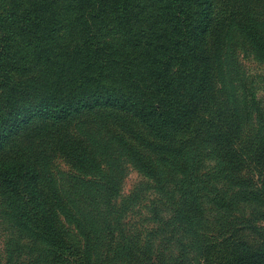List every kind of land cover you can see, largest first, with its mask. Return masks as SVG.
I'll return each mask as SVG.
<instances>
[{
    "label": "trees",
    "instance_id": "16d2710c",
    "mask_svg": "<svg viewBox=\"0 0 264 264\" xmlns=\"http://www.w3.org/2000/svg\"><path fill=\"white\" fill-rule=\"evenodd\" d=\"M222 2L0 0V71L20 72L29 81L19 85L35 86L34 103L24 86L7 92L15 109L0 113V150L35 120L56 126L99 109L133 117L169 145L167 170L157 175L131 152L161 196L152 241L140 246L119 224L116 235L109 203L91 200L81 211L65 207L84 239L82 256L60 228L35 162L0 159V194L12 216L0 215L43 248L41 264H197L229 245L232 257L223 264H264V115L236 61L249 54L264 67V17L232 0L220 20ZM224 23L236 28L237 43L232 33L211 39L214 25L218 31ZM204 150L212 157L198 174ZM256 230L255 238L246 233Z\"/></svg>",
    "mask_w": 264,
    "mask_h": 264
},
{
    "label": "rangeland",
    "instance_id": "374dc122",
    "mask_svg": "<svg viewBox=\"0 0 264 264\" xmlns=\"http://www.w3.org/2000/svg\"><path fill=\"white\" fill-rule=\"evenodd\" d=\"M225 1L227 4L222 2L220 6V20L226 7L232 5V0ZM236 2L239 7L248 2L251 4V16L258 8L257 13L264 17V3L258 0ZM227 18L232 19L230 15ZM214 27L211 35L213 41L219 38L222 40L223 36L232 33V38L237 43L239 35L235 27L228 30L225 23L220 25L218 31L215 25ZM225 43L230 46L231 51L235 48L230 42ZM236 61L255 98L254 109L264 115L263 65L249 54H238ZM4 69L5 73L0 71V84L7 80V85L0 86V113L14 111L15 107L7 102V92L16 84L19 88L24 86L27 90L26 100L34 103L31 99L35 86L29 87L27 83L19 85L20 81H29V77L20 78V72L16 75L8 67ZM32 110L30 107L29 113ZM183 137L182 134L177 135L176 139L181 140ZM150 144L161 145L165 152H154ZM168 146L167 143H159L152 138L146 127L133 117L119 111L99 109L79 114L56 126L46 119L33 121L17 134L7 137L4 148L0 150V159L20 158L35 162L41 172L43 192L56 214L60 228L67 239L75 244L76 253L82 256L84 239L67 218L65 207L72 212L81 211L91 200H105L109 203L110 210L113 211L110 221L115 224L116 235L121 233L117 226L119 224L129 236L136 237L140 246L152 241L158 227L153 220V209L158 206L161 196L155 190V182L144 177L130 161L131 152L138 153L157 175L158 172L167 170ZM199 154L198 174L203 172L202 166L208 165L212 157L208 150ZM2 212L11 214L0 194V214ZM4 217L0 215V264H41L36 253L43 248L35 246L33 240L21 238L17 229L11 227L12 224L6 222ZM246 233L255 238L258 231ZM247 240L252 241L250 238ZM31 250L35 252L33 256ZM174 251V255H177V250ZM170 253V249L167 250V260ZM206 257V262L199 259L197 264H223L232 257L231 245L213 250ZM191 258L190 256L189 259ZM187 264L196 263L189 261Z\"/></svg>",
    "mask_w": 264,
    "mask_h": 264
}]
</instances>
